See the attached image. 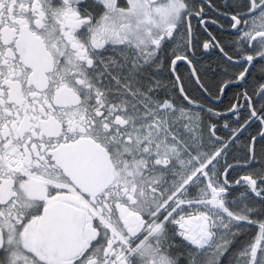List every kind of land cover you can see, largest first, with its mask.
<instances>
[{"label": "snow or ice", "instance_id": "6c2138e0", "mask_svg": "<svg viewBox=\"0 0 264 264\" xmlns=\"http://www.w3.org/2000/svg\"><path fill=\"white\" fill-rule=\"evenodd\" d=\"M0 264H264V0H0Z\"/></svg>", "mask_w": 264, "mask_h": 264}, {"label": "flooded vegetation", "instance_id": "af4514ba", "mask_svg": "<svg viewBox=\"0 0 264 264\" xmlns=\"http://www.w3.org/2000/svg\"><path fill=\"white\" fill-rule=\"evenodd\" d=\"M226 3H230V0H215V4L218 6V7H223ZM209 16L212 17L213 14L210 12L209 13ZM195 24V21L193 22ZM214 59V56L213 55H209L207 57H205L203 60H202V63H210L212 60ZM193 95H198L197 92L193 91L192 93ZM232 175H237V173H232ZM194 211V209H193Z\"/></svg>", "mask_w": 264, "mask_h": 264}]
</instances>
